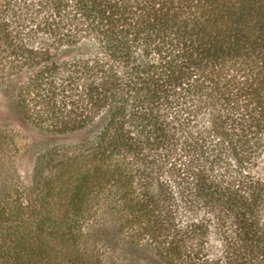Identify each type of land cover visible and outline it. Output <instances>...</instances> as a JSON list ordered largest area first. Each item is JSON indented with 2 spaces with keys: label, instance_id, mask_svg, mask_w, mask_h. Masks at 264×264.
I'll return each mask as SVG.
<instances>
[{
  "label": "trees",
  "instance_id": "1",
  "mask_svg": "<svg viewBox=\"0 0 264 264\" xmlns=\"http://www.w3.org/2000/svg\"><path fill=\"white\" fill-rule=\"evenodd\" d=\"M0 95V264H264V0H0Z\"/></svg>",
  "mask_w": 264,
  "mask_h": 264
},
{
  "label": "rangeland",
  "instance_id": "2",
  "mask_svg": "<svg viewBox=\"0 0 264 264\" xmlns=\"http://www.w3.org/2000/svg\"><path fill=\"white\" fill-rule=\"evenodd\" d=\"M10 114L7 104L0 95V134L2 138L0 141V197L8 196L6 200L9 204L14 203L20 191L30 184L32 166L37 155L49 149L54 142L61 144L68 141L67 137L53 139L41 135L34 128L21 127ZM4 202L5 200L0 207L4 206ZM219 244L213 239L209 248L210 252L212 253Z\"/></svg>",
  "mask_w": 264,
  "mask_h": 264
}]
</instances>
